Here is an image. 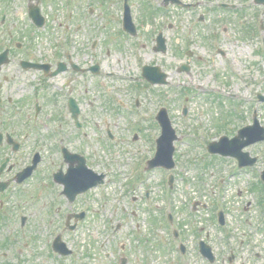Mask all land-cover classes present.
<instances>
[{"label":"rangeland","instance_id":"374dc122","mask_svg":"<svg viewBox=\"0 0 264 264\" xmlns=\"http://www.w3.org/2000/svg\"><path fill=\"white\" fill-rule=\"evenodd\" d=\"M132 1L135 15L140 23L142 18L141 0ZM186 1L191 2V0ZM212 1L201 0L200 4L189 10L176 5L163 6L161 0H143L142 2H146L147 5L152 4L156 13L148 25L140 24L139 36L134 38L136 45H139L138 43L145 45L141 48L140 60H151L152 63H158L161 69L168 73L169 81L167 85H152L154 87L152 96L142 94V98L146 102L152 100V105H149L152 110L156 108L157 104H165L163 101L168 100L169 107L165 105L167 111L170 112L171 124L178 137L175 141V167L173 170L165 171L155 168L148 171V185H139L135 182L128 187L126 183H123V172L126 171L127 165L134 162V159L127 156L123 149V145L127 144V140L134 131L126 126L127 122H132V117L122 110L114 114L102 108L95 88L92 89L93 97L95 96L94 99L96 100L93 111H83L84 129H86L88 140L91 143L84 144L80 140L79 132L71 130V126L63 123V130L65 129V131L62 132V135L67 133L66 136H68L65 144H68L71 149L79 150L85 154L88 158L87 165L91 169L94 171L101 169L105 172L107 179H112L103 185V191H99L106 196L105 198H100L98 190L90 192L91 194L88 195L90 203L88 217L77 228L76 233L67 236L69 242L75 244L79 242L83 245V252L88 259L87 264H118L121 257L127 258V264H179L177 254L168 250L171 249V246L168 244L167 230L162 219L163 213L168 210L172 219H177L180 223L185 243L188 246L186 260L191 264H209L199 255L196 248L198 238L205 236L216 255L213 264H230L228 259L231 257V252H234L232 264H264V256L259 259L254 257L250 259L252 250H260L264 254V234L258 238L259 234L255 231L257 222L255 219H260L264 215L261 208L254 202L255 196H251L248 189L251 187L252 181L257 183L258 173L264 167V141L245 148L250 155L259 154L260 157L253 167L247 169V172H251L250 174L236 176L233 172L227 173L229 169L233 168L235 162L233 158L213 156L209 158L207 155L201 158L204 153H202L203 149L198 143L200 137L197 136L199 129L216 131L217 123L221 124V119H225L230 110L235 111L236 116H242L244 112V119H248L247 113L255 111L256 117L260 118V125L264 128V102L256 100L257 93L264 96V52H260L258 49L261 42L258 41L257 36L252 31L256 12L264 8L251 1L245 6L244 11L233 12L221 8H212L210 4ZM234 1L240 3L242 0ZM83 2L84 6L87 3H94L93 0H83ZM108 3L112 10H117V0H108ZM2 4L3 2L0 0V8H2ZM40 4H42L46 14L50 13L57 20L63 16L62 9L67 4L70 5L68 0H40ZM148 7L152 10L151 6ZM10 8H12V14L19 10H25V3L22 0H12ZM94 12L98 11L95 10ZM199 15L203 16L202 21L199 20ZM78 23L77 20L72 21L71 35L76 42L84 36V30L76 26ZM247 26H251V31L249 27L246 29L248 32L245 31ZM74 27H77L76 32L78 34L74 33ZM148 28L149 32H145ZM159 32L165 37L167 50L164 54L154 52L151 49V41L153 47L154 38ZM148 33L149 39L146 42L145 37ZM243 34L247 35L243 37ZM141 35H143L144 40ZM212 37H216L218 40L216 47L226 49L233 56L234 66L240 71V76L236 79L227 71L218 54L212 48ZM32 38L35 49L44 54L50 51V46L38 36V33ZM116 49H119V46L115 48L117 52ZM131 49L132 45L123 42L119 50L120 53H116L115 56L121 54L124 59V56L130 53ZM187 49L194 52L201 51L205 58L199 59L193 52L188 58ZM210 60L217 63L218 76L220 80L226 82L227 88L239 93L238 96L235 95L234 100L238 104L232 106L227 101L223 103L213 96H196L191 98V102L188 103L189 114L184 117L178 109L183 97L180 93L182 90L181 83L184 81L192 83L198 80L209 87L212 86L214 78L213 70L209 65ZM126 61L124 59V64L118 65L114 60H111L109 65L112 64L110 68L117 71H121L123 68L126 71ZM183 62L192 65L187 73H180L176 70L179 64ZM132 63L134 66L131 71L137 73L139 68L133 61ZM63 76L65 75H61V77ZM28 80L32 81L36 78L29 75ZM244 81H247V88L244 87ZM112 83L110 80V84ZM46 93L51 100L44 103L46 108L43 118L46 115L49 118H55L60 104L57 101V96L52 93L51 86L45 89L44 95ZM120 93V97L127 100L125 95L129 96V94H124L127 91H120ZM250 102L252 104H249ZM241 112L242 114H240ZM104 117H107L108 121L111 120V123L113 119L118 117L119 127L117 128L114 124L110 126L113 139L109 144L105 143L103 124L101 122L98 126L94 124V121H99ZM229 119L231 121L228 123V128L221 131H225L227 136H233L238 124L240 126L243 120L240 121L241 119L238 117H229ZM153 120V118L150 119L154 124V130L159 134V126ZM200 120L202 121L200 122L201 126L198 127L197 123ZM47 133L49 134V132ZM191 134L194 137H191ZM215 135L216 133L212 137ZM209 137L210 134L206 133L205 140ZM191 139H194V142ZM52 140V142H48L49 145H46L47 150L56 145L54 137ZM130 144L144 147L145 150L148 148L147 140L139 132L136 140ZM49 153L45 154V168H49L48 165L51 167L52 162H54L53 168H55L59 162L58 155L53 151H49ZM136 167L138 171H141L139 160L136 161ZM181 170H184L185 173ZM169 173L175 177L173 176L174 181L168 193L166 192L165 175ZM138 174L142 175L143 173ZM216 176H225L221 190L223 189V205H225L226 212L224 219L227 220L230 232L220 229L216 220H213V181ZM36 178H33L28 185L26 184L21 192L17 191L10 195L7 198V209H2V211L9 212L10 226L7 231H5L4 226L0 227V244L18 231V214L23 213L28 216V222L21 229L24 234H19L20 236L17 235L16 238H13L12 241L15 243L11 244V247L0 250V253H5L4 255L0 254V264H22L23 261L26 264H72L68 261L57 262L52 260L47 253V242L49 232L55 227H61L65 215L80 208L84 197L79 195L72 203H68L61 196L59 202L54 203L51 196L58 192L59 188L56 186L53 189L48 188L46 193L41 192L38 197H28L35 190L32 185H37L42 181L40 175ZM106 191L107 194H105ZM146 191L148 192L147 199L143 198ZM194 201L199 203L197 208L192 206ZM57 204L60 205L57 206ZM250 204L252 205L249 207ZM48 218L53 220V225L46 224L43 227L45 219ZM11 219H14V222ZM154 219H157L158 222L156 223ZM249 219H253L252 223L249 222ZM66 234L67 231L62 233V235ZM28 235L34 250L31 247L22 248L23 241ZM249 235L252 236L253 240H251V244L247 243ZM158 246L161 248L159 249ZM18 249H22L21 253H18ZM76 263L81 264V256L78 251Z\"/></svg>","mask_w":264,"mask_h":264},{"label":"flooded vegetation","instance_id":"af4514ba","mask_svg":"<svg viewBox=\"0 0 264 264\" xmlns=\"http://www.w3.org/2000/svg\"><path fill=\"white\" fill-rule=\"evenodd\" d=\"M1 1L3 6L0 8V227L4 226L7 231L10 226L9 219H4L6 215L2 211L8 198L7 193L19 185L16 182L22 170L31 165L32 160L36 158L35 155L39 161L31 177L26 178L24 182L27 183L40 175L37 170L43 159V148L39 144L52 142V137L55 142L58 140V145H53L48 151L56 152L59 162L53 169H42L43 178L46 184L61 187L54 178V172L64 166L62 148L70 149V146L63 145L65 142L61 138V127L66 122L76 129L68 106L69 99H75L79 108L78 121L83 126L82 106H85L84 111H93V88L96 89L97 95L106 96L101 100L103 108H108L107 94L110 90L116 93L127 91L124 94H129L125 95L127 100L123 97L112 100L111 106L129 104L132 95L142 96L141 90L149 91L152 88L150 80L148 81L142 71L145 64L152 65V62L138 64L137 73H131L134 64L132 61L127 62V80L119 77L125 68L121 71L110 68L111 60L118 65L124 64L121 54L115 56L116 53H120V47L116 49L117 52L115 48L122 44L125 36L120 33L122 29L119 26V8L116 11L112 10L108 6V0H93L94 3H87L83 7L63 8L60 20L53 18L50 13L46 14L40 0H22L25 3V10L13 14L10 8L12 0ZM95 10L98 12L95 13ZM74 20L79 22L76 26L84 30V36L77 42L71 35ZM67 24L69 30L65 29ZM77 27L73 29L75 34H78ZM36 33L50 46V51L45 52L46 54L35 49L32 36H36ZM128 44L131 45V42ZM29 75H33L36 80L29 81ZM59 77L61 78L56 80ZM50 86L52 93L57 96L60 107L55 118L51 115L52 118L48 115L43 118L46 108L44 103L51 100L47 97L49 92L45 95L44 92ZM25 221L26 219L21 224L19 220L17 234L24 228ZM46 223L51 224L52 219H46ZM65 224L66 219L63 227H56L54 231L62 229L65 231L67 229ZM255 231L259 238L264 234L263 227H255ZM58 234L55 232V236ZM6 244L10 247L9 241ZM19 250L18 253L21 252ZM50 250L48 256L60 262L62 257L56 255L52 248ZM261 256H264L262 251L251 255L250 259L252 257L259 259ZM22 264H26L25 261Z\"/></svg>","mask_w":264,"mask_h":264},{"label":"water","instance_id":"95a60500","mask_svg":"<svg viewBox=\"0 0 264 264\" xmlns=\"http://www.w3.org/2000/svg\"><path fill=\"white\" fill-rule=\"evenodd\" d=\"M160 118L161 117H159V119ZM160 122L162 125V135L160 136L158 140V150H157L156 158L157 160L159 159V157L161 158V154L164 152L166 159H163V160L166 161L165 162L166 166H170V165H167L168 164L167 161L170 160V153L172 150L171 142H172V139L174 138V135H173V131L170 129L165 119H161ZM165 147H166V151H165Z\"/></svg>","mask_w":264,"mask_h":264}]
</instances>
